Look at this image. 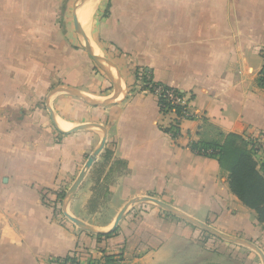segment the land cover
Wrapping results in <instances>:
<instances>
[{"label": "crops", "instance_id": "crops-1", "mask_svg": "<svg viewBox=\"0 0 264 264\" xmlns=\"http://www.w3.org/2000/svg\"><path fill=\"white\" fill-rule=\"evenodd\" d=\"M76 2L84 38L81 17L93 51L114 67H100L82 47ZM263 50L264 0H0V264H48L73 252L84 261L88 251L100 259L108 253L99 254L98 235L110 233L123 211L107 242L120 264H236L234 242L139 200L159 197L222 234L264 238V224L232 192L219 158L188 146L212 133L264 134ZM141 70L194 95L192 111L204 120L185 121L178 143L159 128L158 100L134 77ZM62 85L117 101L93 107L64 91L51 98L64 130L92 123L108 130L74 192L102 134L58 131L45 101ZM106 206L108 229L88 231V216Z\"/></svg>", "mask_w": 264, "mask_h": 264}, {"label": "rangeland", "instance_id": "rangeland-1", "mask_svg": "<svg viewBox=\"0 0 264 264\" xmlns=\"http://www.w3.org/2000/svg\"><path fill=\"white\" fill-rule=\"evenodd\" d=\"M104 15L106 16L107 13H105ZM84 33L89 36V28H87V30L85 29ZM87 35H86V38L89 41L88 43L90 45V39H88ZM91 46H93V45H90L89 48L94 49V46L93 47H91ZM103 59H105V58L103 57ZM109 69H111V72H113L112 68H109ZM138 85L139 84H137V82H136L135 87ZM211 135L212 136L209 139V141H214V142L220 143L222 146H224L225 156L223 158V170L226 171L227 173H229L228 178L230 181L231 175H232L231 170H233L240 163L243 155L246 153L245 145L243 144V142H241L240 139H237V138L236 139L233 138V139L226 141L225 139L221 138L218 134L212 133ZM254 180H255V178H252L249 169L248 168L247 169L242 168V171L238 175V178H236V183H237V186H238L240 192L243 194V186L245 184L248 185L247 187H250L252 185L254 186ZM153 198H156V199H159L165 203H168L167 201L160 199L159 197H153ZM142 205H145L146 207L152 206L155 209L162 211L167 217H171L172 219L183 221V220L179 219L178 217L174 216L171 212H168V211L161 209L158 205H156L153 202L147 201L146 204H142ZM133 207H134V205H130L128 207L127 211H131ZM109 210H110L109 206H106L97 215L88 216V219H87L88 222L86 225V227H88V229H89L88 231H90V232L106 231L108 228H105L103 225L106 224L105 218L109 217V215H110ZM133 211H136V210H133ZM183 222L186 223V221H183ZM204 224L210 226L214 230H217L214 227H212L209 223H204ZM222 235L232 237V235H228V234H222ZM116 237H117V234H115L112 237H109V236L99 237L98 240L100 241L99 243L101 244V246H100L101 251L99 254L100 255H102L104 253H106V254L108 253V254L106 256H100L101 257L100 259H92L93 256L91 255V253H88L89 252L88 251L86 254H84L85 255L84 261L83 260L82 261L84 263L88 262V264H120L119 258L110 259V258H112V256H110V253H112L113 250L110 246L108 247V245H107L108 244L107 242H110L109 241L110 239L112 241ZM211 238L215 239V241H222V239L220 237H217V236L212 237V235H211ZM233 238L241 239L244 242L252 243V244L256 245L257 247H259L264 253V238L257 239V240H255L254 238L243 239V238L234 237V236H233ZM228 244L232 245V247H234V249H235L233 251V253L231 254V256H232L233 261L236 262V264H263L261 256L251 246H249L247 244H241V243H235V244L228 243ZM88 250H91V249H88ZM113 257H119V256H113Z\"/></svg>", "mask_w": 264, "mask_h": 264}, {"label": "water", "instance_id": "water-1", "mask_svg": "<svg viewBox=\"0 0 264 264\" xmlns=\"http://www.w3.org/2000/svg\"><path fill=\"white\" fill-rule=\"evenodd\" d=\"M76 5H77V2L74 4L73 20H74V24H75V32H76V35H77L82 47L89 53V55L92 57V59L100 67H103V65L105 63H109V64H111L114 67L113 63H111L110 61L102 59L101 57H99L93 51V49H91V48L86 46L85 38H84V36H83V34L81 32V25H80L79 18H78V15H77ZM60 91H64V92H66V93H68V94H70L72 96H75V97L81 99L86 104H88L90 106H93V107L111 106V105H115L117 103V101H116V99L103 100V101L94 100V99H91V98L87 97L86 95H84L78 89L70 87V86H66V85L58 86V87L52 89L48 93V95L46 97V101L45 102H46V107H47V110L49 112L50 118H51L53 124L55 125V127L58 129V131H60V133H62V134H71V133H75V132H78V131H96V132H99V133L102 134V139H101L98 147L93 151V153L89 157L87 163L85 164L83 170L80 173V176L78 177V179H77V181H76V183H75V185L73 187L72 192H74V191H76L79 188V186L83 182L88 170L93 166L95 161L98 160V158L102 154L103 150L105 149L106 144H107V140H108V130H107L106 126L101 125V124H96V123L80 125V126L72 128L70 130H64L60 126L58 118H57V116H56V114H55V112H54V110H53V108L51 106V98H52V96L55 95L56 93L60 92ZM139 201H150V202H153L156 205H158L161 209H163L165 211H168V212H171L174 216L178 217L179 219H181L183 221H186L188 223H191V224H193L195 226H198L201 229L207 231L208 233H210V234H212L214 236L220 237L221 239H224V240H227V241H230V242H234V243L247 244V245L251 246L261 256L263 264H264V253L256 245H254L252 243H249V242H244L241 239H236V238H233V237L224 236V235H222V233H220L217 230L212 229L210 226L205 225L202 222H199V221H197L195 219H192L190 217H187V216L181 214L175 208H173V206H171L170 204L165 203V202H163V201H161L159 199H156V198H153V197H146V198H144L142 200H139ZM124 212L125 211H123L122 213H120L118 215V217L116 218V221H115L111 231H114V230L117 229L120 221L123 219ZM64 214L71 222H73L74 224H76L79 227H82V223L78 219H76L75 217L70 215L68 212H64Z\"/></svg>", "mask_w": 264, "mask_h": 264}, {"label": "trees", "instance_id": "trees-1", "mask_svg": "<svg viewBox=\"0 0 264 264\" xmlns=\"http://www.w3.org/2000/svg\"><path fill=\"white\" fill-rule=\"evenodd\" d=\"M101 48L107 53L109 58L111 59L112 62L115 64L117 63V57L111 54L109 49L103 46V44L100 45ZM134 77L135 80H138V71L134 72ZM143 84L144 86L142 87V91H145L149 88V86H152V88H158L161 87L165 91L169 89V87L163 83L157 82L154 80L152 77L151 73L149 71L144 70V76H143ZM259 84L262 88H264V69L261 70V73L259 75ZM179 94L181 92L179 91ZM181 107H177V112L179 113L181 111ZM218 135L225 139L226 141L237 138L240 139L241 142L245 145L246 148V153L243 155L240 163L233 169L231 170V179H230V188L232 192L250 209L254 210L258 216V221L261 224H264V176L258 169V164L255 161L253 154L251 153L250 150H248L247 143L245 140L235 134H230V135H224L223 133L219 132ZM191 149L199 154V155H206V156H211V157H216L219 158L220 163L223 167V158L225 156V151H224V146H222L220 143L214 142V141H201L198 143H194L191 147ZM122 166H125V164L120 163ZM243 166V167H242ZM252 167V168H251ZM243 169H249L250 174L252 178H255L254 180V186L247 187L248 185L245 184L243 186V194L240 192L237 183H236V178H238V175ZM60 197L64 198L65 193L62 192L60 193ZM114 233V231H111L108 234H99L98 237H107L110 236ZM82 264V261L77 257V253L73 252L69 254L66 257L63 258H58L53 261H49L48 264Z\"/></svg>", "mask_w": 264, "mask_h": 264}, {"label": "built area", "instance_id": "built-area-1", "mask_svg": "<svg viewBox=\"0 0 264 264\" xmlns=\"http://www.w3.org/2000/svg\"><path fill=\"white\" fill-rule=\"evenodd\" d=\"M261 55L264 58V50L261 52ZM143 76L144 70L139 71L138 82H140L141 89L144 86L142 81ZM145 91H148L157 98L161 116L159 128L169 136L174 143H178L183 137L181 126L185 121L202 122L204 120L198 113L192 111L191 106L194 100V95L192 93H184L180 91L181 94H179V90L175 88L169 87V89L165 91L161 87L152 88V86H149ZM177 107L182 108L179 113L176 110ZM244 140L247 143L248 150L251 151L258 164V169L264 176V134L254 136L250 133L245 135ZM194 143L195 142L190 140L188 146L191 148Z\"/></svg>", "mask_w": 264, "mask_h": 264}, {"label": "bare ground", "instance_id": "bare-ground-1", "mask_svg": "<svg viewBox=\"0 0 264 264\" xmlns=\"http://www.w3.org/2000/svg\"><path fill=\"white\" fill-rule=\"evenodd\" d=\"M98 1V0H97ZM85 3V2H84ZM95 6V5H94ZM82 7V6H81ZM80 7V8H81ZM96 7V6H95ZM84 9V8H83ZM78 11H79V9H78ZM91 12H93V11H91ZM87 13V12H86ZM91 14V13H90ZM92 15V14H91ZM81 20H82V24H83V30H87V28H89V26H88V21L84 18V17H81ZM86 33V32H85ZM87 35V34H86ZM87 37H88V35H87ZM88 39H90V38H88ZM89 41L87 40V38H85V43H86V46L87 47H89L90 45H92V43L90 42V45H89V43H88ZM88 43V44H87ZM91 47H93V46H91ZM94 51L96 50V49H93ZM99 51V50H98ZM95 52H97V51H95ZM96 54H98V56H100V54H99V52L98 53H96ZM101 57V56H100ZM109 71V70H108ZM110 71H111V69H110ZM109 71V72H110ZM110 228H112V226L110 227Z\"/></svg>", "mask_w": 264, "mask_h": 264}]
</instances>
